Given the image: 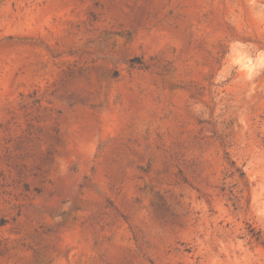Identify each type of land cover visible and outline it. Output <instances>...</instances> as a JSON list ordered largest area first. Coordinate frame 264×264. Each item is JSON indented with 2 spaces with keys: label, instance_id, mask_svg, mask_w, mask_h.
<instances>
[{
  "label": "rangeland",
  "instance_id": "obj_1",
  "mask_svg": "<svg viewBox=\"0 0 264 264\" xmlns=\"http://www.w3.org/2000/svg\"><path fill=\"white\" fill-rule=\"evenodd\" d=\"M0 264H264V0H0Z\"/></svg>",
  "mask_w": 264,
  "mask_h": 264
}]
</instances>
